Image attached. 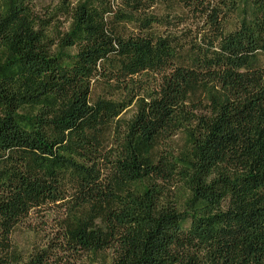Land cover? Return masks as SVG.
I'll return each mask as SVG.
<instances>
[{"label": "trees", "instance_id": "1", "mask_svg": "<svg viewBox=\"0 0 264 264\" xmlns=\"http://www.w3.org/2000/svg\"><path fill=\"white\" fill-rule=\"evenodd\" d=\"M104 249L264 264V0H0V264Z\"/></svg>", "mask_w": 264, "mask_h": 264}, {"label": "rangeland", "instance_id": "2", "mask_svg": "<svg viewBox=\"0 0 264 264\" xmlns=\"http://www.w3.org/2000/svg\"><path fill=\"white\" fill-rule=\"evenodd\" d=\"M34 5V10L39 15H44L47 8L54 6L57 4L58 0H32ZM62 19V18H61ZM66 26V23L63 25ZM130 115V112L127 114ZM30 221H35V216L32 214L29 218ZM15 239L20 244H26L28 240L33 239V235L28 233L25 229L17 230L15 233ZM92 264H111V252L109 249H104L102 251L97 252L94 255V261Z\"/></svg>", "mask_w": 264, "mask_h": 264}]
</instances>
